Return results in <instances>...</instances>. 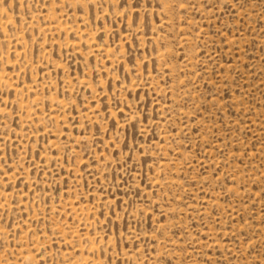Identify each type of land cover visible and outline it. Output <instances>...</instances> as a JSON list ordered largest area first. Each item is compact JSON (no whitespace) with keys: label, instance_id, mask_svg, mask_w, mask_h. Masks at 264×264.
Here are the masks:
<instances>
[{"label":"rangeland","instance_id":"rangeland-1","mask_svg":"<svg viewBox=\"0 0 264 264\" xmlns=\"http://www.w3.org/2000/svg\"><path fill=\"white\" fill-rule=\"evenodd\" d=\"M0 264H264V0H0Z\"/></svg>","mask_w":264,"mask_h":264}]
</instances>
